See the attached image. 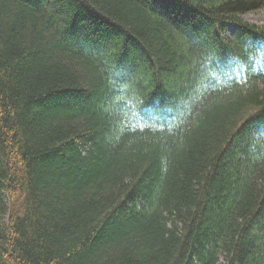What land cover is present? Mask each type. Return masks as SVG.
Segmentation results:
<instances>
[{"label":"trees","instance_id":"1","mask_svg":"<svg viewBox=\"0 0 264 264\" xmlns=\"http://www.w3.org/2000/svg\"><path fill=\"white\" fill-rule=\"evenodd\" d=\"M262 7L0 0V264H264Z\"/></svg>","mask_w":264,"mask_h":264},{"label":"rangeland","instance_id":"2","mask_svg":"<svg viewBox=\"0 0 264 264\" xmlns=\"http://www.w3.org/2000/svg\"><path fill=\"white\" fill-rule=\"evenodd\" d=\"M242 17L248 22H252L257 25H264V7L248 11L247 13L242 14ZM235 29V25L229 24L227 28L228 34L233 33ZM251 132L254 135L257 134L255 130H252Z\"/></svg>","mask_w":264,"mask_h":264}]
</instances>
